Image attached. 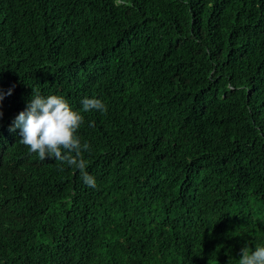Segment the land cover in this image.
<instances>
[{
	"label": "trees",
	"instance_id": "1",
	"mask_svg": "<svg viewBox=\"0 0 264 264\" xmlns=\"http://www.w3.org/2000/svg\"><path fill=\"white\" fill-rule=\"evenodd\" d=\"M0 264H239L264 245V0H0ZM84 113L40 160L31 95Z\"/></svg>",
	"mask_w": 264,
	"mask_h": 264
},
{
	"label": "clouds",
	"instance_id": "2",
	"mask_svg": "<svg viewBox=\"0 0 264 264\" xmlns=\"http://www.w3.org/2000/svg\"><path fill=\"white\" fill-rule=\"evenodd\" d=\"M14 87L0 89V105ZM82 110L73 108L62 95H41L33 92L26 108L15 117L12 130L19 129L20 142L35 153L40 160H55L82 173L83 182L96 188V178L86 171L83 153L90 151V144L82 141L79 130L85 123L84 113L106 112L107 105L97 97L84 98ZM3 116L0 108V117ZM239 264H264V245L241 250Z\"/></svg>",
	"mask_w": 264,
	"mask_h": 264
}]
</instances>
